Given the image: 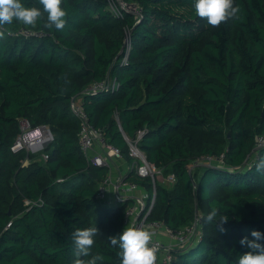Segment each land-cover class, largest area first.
<instances>
[{
  "label": "trees",
  "instance_id": "obj_1",
  "mask_svg": "<svg viewBox=\"0 0 264 264\" xmlns=\"http://www.w3.org/2000/svg\"><path fill=\"white\" fill-rule=\"evenodd\" d=\"M124 1L141 17H116L109 0H63V30L45 27L46 16L0 28V264H73L72 232L95 226L92 252L118 264L108 238L126 227V208L97 197L108 168L85 157L74 99L129 163L124 134L135 141L147 130L139 148L175 176L157 182L150 222L176 231L201 219V239L174 251L171 264H237L250 251L240 240L264 234V173L255 167L264 146L254 152L264 136V0H234L240 19L218 28L195 14L194 0ZM108 79L115 92L87 93ZM21 120L51 131L42 154L12 152ZM127 180L153 194L150 179Z\"/></svg>",
  "mask_w": 264,
  "mask_h": 264
},
{
  "label": "built area",
  "instance_id": "obj_2",
  "mask_svg": "<svg viewBox=\"0 0 264 264\" xmlns=\"http://www.w3.org/2000/svg\"><path fill=\"white\" fill-rule=\"evenodd\" d=\"M109 10L118 18H122L125 13L134 15L137 18L142 15V11L137 5L127 3L124 0H109ZM24 33L26 35H30L27 31ZM125 45L126 55L123 59L124 64L128 62L129 53L132 48L130 38H127ZM117 89V81L108 79L93 84L87 90V93H96L105 90L115 92ZM71 108L73 114L80 121L81 130L79 143L86 159L93 166L108 168V176L101 182L98 188V199L103 202H107L109 206H125L126 226L130 222L135 223L138 227H141L153 234L151 245L158 249L156 253V264H171L173 261L174 251L183 250L196 240L201 239V219L197 217L194 223L176 231L170 229L163 223L149 221V216L152 214L156 205V185L158 179L161 178L163 174L161 169L148 161L147 155L138 146L139 142L146 135L147 130L138 131L135 141H132L126 134L123 133L124 139L129 146V157L132 161L128 164L126 172L117 171L118 175L116 178H113V167H115L117 163L120 164L125 162V158L121 150L111 144H108L103 136V133L89 122L88 115L79 101L74 99L72 101ZM52 139L53 135L47 127L42 126L33 128L28 120H21L20 133L11 147V150L14 153L22 151L35 153L39 151V149L36 148L40 144L45 145ZM263 146L264 136H260L257 139V148H261ZM42 157L45 161L48 160L47 155H43ZM131 172H134L142 179H150L153 184V194H150L146 188L127 180V177ZM166 180L169 183H173L175 181V176L171 174ZM27 204L30 203L28 202ZM10 226L11 223L8 224V227ZM161 234L166 235L167 238L171 240L169 245H166L161 240ZM162 251L164 252V255L161 262H158L159 253Z\"/></svg>",
  "mask_w": 264,
  "mask_h": 264
},
{
  "label": "clouds",
  "instance_id": "obj_3",
  "mask_svg": "<svg viewBox=\"0 0 264 264\" xmlns=\"http://www.w3.org/2000/svg\"><path fill=\"white\" fill-rule=\"evenodd\" d=\"M63 0H36L32 6H27L23 0H0V28L19 22L25 26H35L46 16L45 27L55 30H63L67 23L68 12L62 7ZM195 14L206 19L209 26L218 28L222 23L240 19L241 8L234 0H194ZM5 33L0 31V39ZM257 172L264 173V158L255 165ZM218 209L212 208L206 217V222L216 223ZM228 220L222 216L220 231H224L222 225ZM100 234L98 228L86 227L72 232L73 264H103L105 257L100 253H93L95 237ZM252 240L244 237L240 244L250 249L238 258L237 264H264V245L258 241L264 240V234L253 230ZM110 246L117 248L116 257L118 264H156L158 249L151 245L153 234L138 227L135 223H129L118 236L108 238Z\"/></svg>",
  "mask_w": 264,
  "mask_h": 264
},
{
  "label": "crops",
  "instance_id": "obj_4",
  "mask_svg": "<svg viewBox=\"0 0 264 264\" xmlns=\"http://www.w3.org/2000/svg\"><path fill=\"white\" fill-rule=\"evenodd\" d=\"M124 160H125V162H122L120 164L117 163L115 165V167H113V169H112V177L113 178H116V176L118 175L117 171H120V172L121 171L122 172H126L127 171V166L129 164V162L126 159H124ZM160 238L166 245H169L171 243V240L168 239L166 235L161 234Z\"/></svg>",
  "mask_w": 264,
  "mask_h": 264
},
{
  "label": "rangeland",
  "instance_id": "obj_5",
  "mask_svg": "<svg viewBox=\"0 0 264 264\" xmlns=\"http://www.w3.org/2000/svg\"><path fill=\"white\" fill-rule=\"evenodd\" d=\"M46 145V144H45ZM44 144H40L36 149H39V151H37V152H35V153H31V154H38V155H40V154H42V152H43V147L45 146ZM42 159H43V157H42ZM198 163L200 164V160H198L197 162H196V164H195V166L196 165H198ZM167 179V177H165V176H162L161 178H159L158 179V182H163L164 184L165 183H167L168 181L166 180ZM163 255H164V252L162 251V252H160L159 253V258H158V262H161V259H162V257H163ZM158 264V263H157ZM161 264V263H160Z\"/></svg>",
  "mask_w": 264,
  "mask_h": 264
},
{
  "label": "water",
  "instance_id": "obj_6",
  "mask_svg": "<svg viewBox=\"0 0 264 264\" xmlns=\"http://www.w3.org/2000/svg\"><path fill=\"white\" fill-rule=\"evenodd\" d=\"M257 150H258V148H257V149H255V150H254V152H256Z\"/></svg>",
  "mask_w": 264,
  "mask_h": 264
}]
</instances>
